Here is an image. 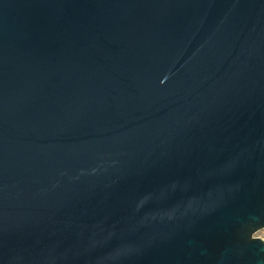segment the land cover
Wrapping results in <instances>:
<instances>
[{
	"label": "water",
	"instance_id": "95a60500",
	"mask_svg": "<svg viewBox=\"0 0 264 264\" xmlns=\"http://www.w3.org/2000/svg\"><path fill=\"white\" fill-rule=\"evenodd\" d=\"M264 0H0V264H264Z\"/></svg>",
	"mask_w": 264,
	"mask_h": 264
},
{
	"label": "rangeland",
	"instance_id": "374dc122",
	"mask_svg": "<svg viewBox=\"0 0 264 264\" xmlns=\"http://www.w3.org/2000/svg\"><path fill=\"white\" fill-rule=\"evenodd\" d=\"M257 235H258V237H263L264 236V233H263V231H261Z\"/></svg>",
	"mask_w": 264,
	"mask_h": 264
},
{
	"label": "built area",
	"instance_id": "2783aa9c",
	"mask_svg": "<svg viewBox=\"0 0 264 264\" xmlns=\"http://www.w3.org/2000/svg\"><path fill=\"white\" fill-rule=\"evenodd\" d=\"M263 233H264V230H263ZM254 237L260 238V239H262L264 241V236L263 237H258V235L256 234Z\"/></svg>",
	"mask_w": 264,
	"mask_h": 264
}]
</instances>
